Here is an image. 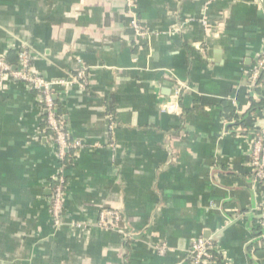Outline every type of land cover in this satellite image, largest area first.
I'll use <instances>...</instances> for the list:
<instances>
[{
  "label": "crops",
  "instance_id": "obj_1",
  "mask_svg": "<svg viewBox=\"0 0 264 264\" xmlns=\"http://www.w3.org/2000/svg\"><path fill=\"white\" fill-rule=\"evenodd\" d=\"M133 1L144 36L127 0H0V58L25 53L45 81L67 83L53 91L82 143L64 165L38 94L5 81L0 264H191L199 237L225 264H264L253 135L234 134L225 116L257 98L248 78L264 47V0ZM81 70L84 87L73 82ZM178 85L181 112L161 113ZM246 127H264L262 112ZM61 174L57 227L50 208ZM103 210L120 213L119 229L99 227Z\"/></svg>",
  "mask_w": 264,
  "mask_h": 264
},
{
  "label": "built area",
  "instance_id": "obj_2",
  "mask_svg": "<svg viewBox=\"0 0 264 264\" xmlns=\"http://www.w3.org/2000/svg\"><path fill=\"white\" fill-rule=\"evenodd\" d=\"M127 6L129 8V13L133 16L132 23L136 32L140 36H144L147 30L137 17L135 2L133 0H127ZM7 79L16 82H25L31 89L37 90L41 93L39 95V102L42 105L43 111L46 113V129L53 132L52 141L57 146L59 160L63 161L66 152L71 149L75 150L76 155L78 150L82 147V143L72 139L65 127L63 118L58 116L56 112L55 94L53 91L55 86L65 85L67 83L64 81H45L33 70L30 64V58L25 53L19 55V64L15 70L6 63L4 57L0 58V88H5V81ZM259 80V88L264 92V47L262 52L257 56L256 65L249 75L248 81L250 87H254ZM73 82H80L83 87L86 86V70L79 71L74 76ZM174 91L175 93L172 99L160 106L161 113L179 114L181 112L180 99L183 96L184 87L178 85ZM262 117H264V110L262 111ZM251 134L253 135V142L250 153L249 168L253 174L252 184L253 186H257L264 183V127L255 128L250 135ZM66 185V178L61 174L59 177V184L53 190L50 208L51 217L57 227L62 226L63 223L62 219ZM121 220L122 218L118 211L103 210L100 214L98 225L102 228L116 230L120 228ZM259 222L264 228V216L260 218ZM215 248L219 249L218 245L213 241L205 240L201 237L194 238L190 242L187 251V259L191 264H213L215 261L213 260L211 251ZM165 251V246L159 248L160 253H164Z\"/></svg>",
  "mask_w": 264,
  "mask_h": 264
},
{
  "label": "trees",
  "instance_id": "obj_3",
  "mask_svg": "<svg viewBox=\"0 0 264 264\" xmlns=\"http://www.w3.org/2000/svg\"><path fill=\"white\" fill-rule=\"evenodd\" d=\"M4 59H5L6 63L9 64L12 68L18 67L19 55H18L17 51H12V50L9 51L7 53V55H5ZM77 73H75V74H77ZM259 84H260V80L255 84V86L253 88L257 98L254 96L250 97L251 105L247 109V111H245L243 114L239 115L238 113H236L235 110H232V109H229L226 107L225 116L230 120L231 119L234 120L233 128H232V131H234V134L235 133L236 134L240 133V134H244V135L250 134L251 131L246 127V123H247L248 118L251 117L252 115H255L258 112H262L264 110V97L261 96V92H260L261 89L259 88ZM32 90H34V89H32ZM34 91L38 94V96L41 94L37 90H34ZM55 104H56V112H57L58 116H61L63 118V114L60 112V110L58 108V102L56 99V95H55ZM109 112H112L111 108L109 109ZM44 121L46 122V114L44 115ZM48 132L51 135H53V132H51L50 130H48ZM74 155H75V150L71 149V150L67 151L65 159L61 162L64 165L72 164L73 159H74ZM251 178H253V174H251ZM58 184H59V178H58V183H56L54 185V188ZM54 188H53V190H54ZM51 198H52V196H51ZM257 232L259 233V235L264 234V228H261L260 226H258ZM211 253H212L213 260L217 264H224L222 254L218 248L213 249L211 251Z\"/></svg>",
  "mask_w": 264,
  "mask_h": 264
},
{
  "label": "water",
  "instance_id": "obj_4",
  "mask_svg": "<svg viewBox=\"0 0 264 264\" xmlns=\"http://www.w3.org/2000/svg\"><path fill=\"white\" fill-rule=\"evenodd\" d=\"M14 70H15V68H14Z\"/></svg>",
  "mask_w": 264,
  "mask_h": 264
}]
</instances>
